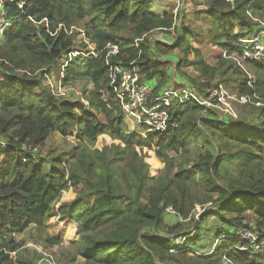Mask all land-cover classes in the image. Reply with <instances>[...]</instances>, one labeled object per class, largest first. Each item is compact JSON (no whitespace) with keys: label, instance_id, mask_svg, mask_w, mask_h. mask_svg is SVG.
<instances>
[{"label":"trees","instance_id":"16d2710c","mask_svg":"<svg viewBox=\"0 0 264 264\" xmlns=\"http://www.w3.org/2000/svg\"><path fill=\"white\" fill-rule=\"evenodd\" d=\"M151 1L0 0L3 18L10 23L0 32V264H38L41 254L10 256L22 246L15 236L31 224L42 230L57 222L55 217L63 225H74V240L69 243L73 253H67L65 264H74L78 257L82 264H224V259L225 264H264V255L246 249L247 242L238 234L241 229L263 234L264 106H255L261 120L252 125L231 117L217 120L209 110L202 115L203 107L194 102L175 105L169 119L176 126L140 137L133 129L129 133V123L110 90L103 51L108 43L117 44L119 53L110 58L111 64L134 62L141 79L157 94L170 77L171 63L164 57L179 49L184 55L176 57L175 71L191 65L208 80L200 84L192 80L191 86L206 92L225 59L243 54L239 40L260 29L253 17L264 22V0H206L201 14L210 23L208 39L220 48L215 67L191 46L193 35L186 30L171 44L146 38L153 30L167 34L176 30L173 8L156 12ZM76 22L82 23L95 55L87 42L76 38L72 30ZM126 30L129 34H123ZM136 38L141 40L135 45ZM74 50L79 53L68 57ZM192 53L194 59H188ZM243 62L255 76L250 81L246 75L238 78V94L264 98V54ZM234 64L229 70L241 76ZM61 71L62 85L90 82L91 87L82 90L84 101L51 91L47 79ZM74 129L79 144L72 154L64 162L54 159L46 168L35 149L44 147L53 132L66 137ZM103 135L114 142L98 148L97 139ZM202 137L211 150L188 168L189 147ZM152 146L163 163L157 175H151L137 151ZM230 162L235 163V177L219 171ZM193 187L201 190L192 194ZM66 191L75 193V199L63 200ZM205 203L211 207L199 214V223L210 218L226 230L218 233L224 240L217 250L199 255L173 242L177 236L185 237L186 243L193 241L191 232L179 229L195 205ZM167 207L176 217L172 225L165 222ZM163 223L166 236L156 232ZM60 240L46 237L45 243L50 248Z\"/></svg>","mask_w":264,"mask_h":264},{"label":"rangeland","instance_id":"374dc122","mask_svg":"<svg viewBox=\"0 0 264 264\" xmlns=\"http://www.w3.org/2000/svg\"><path fill=\"white\" fill-rule=\"evenodd\" d=\"M151 3L152 9L156 12H162L164 9H168L171 7L173 8V11H175L176 9V15L174 18V26L176 30H174L173 33L168 34L161 30H153L146 36L149 41L158 40L166 44H171L172 42H174L176 37L180 35V33H182L183 30H186L193 35V39L191 40V46L197 47L200 50V55L203 57L204 61L212 67L218 65V59L216 57L220 54V48H218V46H215L208 39L209 36L207 35V31L210 27V23L208 21V17H205V15L201 14L204 10L207 9L206 0H152ZM72 30L76 33L77 39H83L85 42H87V40L84 38V30L82 29V23L76 22L72 27ZM123 34H129V31L126 30L123 32ZM87 45L88 47L91 46V44L88 42ZM173 51L174 52L172 55L164 57L165 59H168V61L171 63V65L168 66L170 69L168 85H191L190 83L192 80L196 81L195 83L197 84L208 81L198 70L193 68L191 65L188 67H181L180 69H178V71H175L174 63L177 61L176 57L181 59L184 54L179 49H175ZM234 55L238 59L241 66L236 60L232 58L225 59V62L227 61L225 66L215 71L214 77L211 80V85L222 84L225 88L224 91L228 94L237 97H246V103H233L232 109L236 113V118L232 117L231 121L240 120L246 124L256 125L261 120V116L258 115L259 110H255L254 108L255 106H264L263 104H261L263 103L264 98L250 96L248 94H238L236 88L238 78H243V75H246V79L250 81V79H253L255 74L253 70L249 66H246V64L243 62L245 58L243 54H241L240 56H238L237 54ZM224 56L227 57L223 52L222 57ZM187 58L193 60L194 54L192 53L191 55H188ZM233 62L235 63L233 65L235 69L233 70L236 73H241V76H238L234 74L232 70H229V67L231 64H233ZM57 77L59 78V73L57 74ZM57 77L56 75L52 76V79L54 81L53 83H51L52 87L53 89L57 88L56 91H63L61 96L67 98L68 100H80V98H82V90L91 87L90 82L87 80H76L72 82H67L64 85L60 83L58 84ZM82 101L84 100L82 99ZM218 104L219 105L215 109H208L209 112L215 114V117L212 118L220 120L226 117H231L222 111L223 104ZM209 112H207V110H203L202 115L208 114ZM127 122L130 124L129 121ZM129 124H127L129 127V133H134L132 132V128ZM136 129H139L138 133L140 137H145L148 133H150V130H144V128L142 127ZM78 134L79 132L77 131V129H74L72 134L66 137L60 135L59 133L53 132L45 140L44 147L35 149L38 152H35L36 157L38 158L40 155L44 157L45 167L50 165V162H53L54 159H59L61 162L66 161L67 157L72 154L75 147H77V145L79 144ZM112 142H114V140H112L109 136L103 135L97 139L96 147L100 148L105 144L109 145ZM27 148H30V146H28ZM207 149L211 150L209 146H206L204 144L203 137L201 138V141H198L196 144H192L189 147V155L191 157V161L188 165H186V167L191 168L194 163L193 160H196L198 157H200V155H202ZM137 151L138 155H142L144 161L148 163L151 175H157V172L163 169V163H161L160 160L157 159V157L155 156L154 146H152L150 149L143 148L141 151L137 149ZM234 164V162L226 163L225 165L222 164L219 168V171L221 170V175H224V173H226L227 176L235 177L236 173L234 171ZM196 177L198 179V173H196ZM197 188L198 190H201L200 187ZM197 188L193 187L191 189V193H196ZM213 196L216 197V195ZM62 199H75V193L73 194L68 191L63 192ZM55 207H57V205H55ZM208 207H211V203L195 205L194 209L190 213V218L186 219L184 225L179 229V232H191L188 236H190L189 239L191 238L193 239V241L191 243H186L185 237L181 238L177 236L174 237V244H179L180 246H183L184 249L192 248L193 251H195L194 253L199 255H207L208 253H210L211 250L215 251L218 249V247L224 240L223 238L218 236V233H223L226 229L223 227L222 224H220V222H218L217 220H211L210 218L204 220L202 223H199V214H202V212L208 209ZM165 213L167 215L165 218V222L169 225H172L174 221H176L174 220L176 219V217L166 211ZM55 218L57 222H52L53 224H47L42 230H39L35 224H31L22 233L16 235V241L22 242V246L19 247L16 252H10V256L12 257L15 254H20L21 256H27L29 258L38 257L40 254L42 255L44 251L47 252L46 249H53L55 252H57L55 253L57 261L56 263L65 264L67 260V253H70L69 250L73 253L72 247L69 245V243L70 241L74 240V225H63L64 223L58 221L59 219H57V217ZM193 229L197 231L192 232ZM156 232L161 236H166L164 223L160 228H158ZM46 237H52L55 239L60 237L61 240L58 244H55L49 248L48 243H45ZM82 261L83 258L82 260L78 259V261H76V264H81ZM223 262L225 264L227 263V260L224 259Z\"/></svg>","mask_w":264,"mask_h":264},{"label":"built area","instance_id":"2783aa9c","mask_svg":"<svg viewBox=\"0 0 264 264\" xmlns=\"http://www.w3.org/2000/svg\"><path fill=\"white\" fill-rule=\"evenodd\" d=\"M176 15V9L173 11ZM3 10L0 9V32L10 25L3 18ZM257 20L260 29L253 35L247 38L240 39V46L243 49L244 57L259 60L264 54V22L253 17ZM141 38H136L134 44L136 45ZM91 53H94L93 46L88 47ZM104 63L109 66V86L110 90L115 96V99L120 105V109L125 116V119L130 122L133 131H139L140 127H145L150 131L163 133L167 130L168 126H176L174 122L169 119V113L175 105L182 106L185 103L194 102L202 106L204 110H213L219 104H223L222 111L225 114L236 118V113L232 109L233 103L242 104L247 101L244 96H234L225 92L222 84H215L206 92H198L191 85H168L160 90L159 93H153V87L141 79L139 68L134 62H129L127 66H113L110 58L115 57L119 53L117 44L108 43L104 48ZM78 51H71L68 57L78 54ZM67 57V58H68ZM236 60L235 55L230 56ZM63 66L66 61L63 62ZM58 78V77H57ZM62 72H59L58 84H61ZM52 78L47 79V85L51 87L52 92L62 94L63 91H56L53 89ZM246 103V102H245ZM264 105L263 103H261ZM1 145L3 142L0 141ZM166 212L174 213L171 207H167ZM238 234L246 242V249H251L257 254L264 255V228L263 234L259 233L256 229H241ZM243 249V248H241ZM213 252L212 250L210 253ZM38 264H57L56 257L52 253L43 252Z\"/></svg>","mask_w":264,"mask_h":264},{"label":"crops","instance_id":"0c3cea01","mask_svg":"<svg viewBox=\"0 0 264 264\" xmlns=\"http://www.w3.org/2000/svg\"><path fill=\"white\" fill-rule=\"evenodd\" d=\"M80 101H82V98H80ZM69 252H71V251L69 250ZM78 259H81V260H82V258L78 257V258L76 259V261H78ZM76 261H75L74 264H76ZM82 263H83V261H82ZM82 263H81V264H82Z\"/></svg>","mask_w":264,"mask_h":264}]
</instances>
